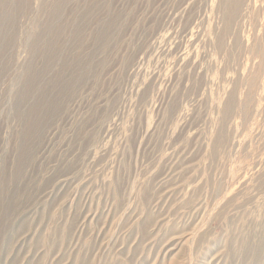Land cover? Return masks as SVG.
<instances>
[{
	"label": "rangeland",
	"instance_id": "rangeland-1",
	"mask_svg": "<svg viewBox=\"0 0 264 264\" xmlns=\"http://www.w3.org/2000/svg\"><path fill=\"white\" fill-rule=\"evenodd\" d=\"M263 257L264 0H0V264Z\"/></svg>",
	"mask_w": 264,
	"mask_h": 264
},
{
	"label": "bare ground",
	"instance_id": "bare-ground-1",
	"mask_svg": "<svg viewBox=\"0 0 264 264\" xmlns=\"http://www.w3.org/2000/svg\"><path fill=\"white\" fill-rule=\"evenodd\" d=\"M231 10V9H230ZM247 20V19H246ZM259 86V85H258ZM264 258V257H263ZM251 263V262H250ZM261 264V263H260Z\"/></svg>",
	"mask_w": 264,
	"mask_h": 264
}]
</instances>
